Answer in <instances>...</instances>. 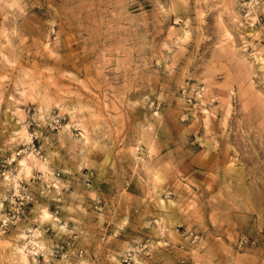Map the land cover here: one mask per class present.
I'll return each mask as SVG.
<instances>
[{
    "label": "rangeland",
    "instance_id": "1",
    "mask_svg": "<svg viewBox=\"0 0 264 264\" xmlns=\"http://www.w3.org/2000/svg\"><path fill=\"white\" fill-rule=\"evenodd\" d=\"M4 160L38 199L42 254L11 228L0 264H67L68 236L72 264L147 238L143 264H264V0H0Z\"/></svg>",
    "mask_w": 264,
    "mask_h": 264
},
{
    "label": "built area",
    "instance_id": "2",
    "mask_svg": "<svg viewBox=\"0 0 264 264\" xmlns=\"http://www.w3.org/2000/svg\"><path fill=\"white\" fill-rule=\"evenodd\" d=\"M11 161L4 160L0 162V176L3 180L10 182V189L2 194L0 208V233L6 232L11 228H21L24 238L22 240L21 248L24 252L32 255H41L42 250L37 241V229L36 224H25L28 215L38 203V199L35 194L29 190L28 185L18 178L12 177L11 168L8 166ZM42 172L37 171V176H32V179L39 180L42 176ZM54 176H59L56 172ZM36 178V179H35ZM51 183L46 182L45 187L50 188ZM54 186V185H53ZM65 223L60 225L64 227ZM165 232L168 231L164 228ZM175 233L180 240H185L189 246H196L203 238V234L193 230L190 227H175ZM76 236H68L62 242L53 246V253L60 257L67 264H72L75 259L81 258L85 249L76 246ZM103 240L104 238L101 237ZM154 244L159 245L161 241H153ZM253 243L247 236L241 234L238 238V247L247 246ZM151 240L139 239L135 240L129 246H127L120 255V262L122 264H143L142 259L148 257L152 249ZM163 245H168V242L162 241ZM162 246V245H160Z\"/></svg>",
    "mask_w": 264,
    "mask_h": 264
},
{
    "label": "crops",
    "instance_id": "3",
    "mask_svg": "<svg viewBox=\"0 0 264 264\" xmlns=\"http://www.w3.org/2000/svg\"><path fill=\"white\" fill-rule=\"evenodd\" d=\"M134 186L132 187L133 189L132 190H128V186L126 187L125 190H127L126 192L131 195L133 198L130 200V204H129V207L130 209L131 208H135L137 206V203L139 201V199H144V190L142 189V187L140 186L139 188V185L136 184H133ZM120 214H123L122 211H120ZM132 214V220H135L136 217H139V216H142V213L139 214H135V213H131ZM118 218H116L115 221H117Z\"/></svg>",
    "mask_w": 264,
    "mask_h": 264
},
{
    "label": "clouds",
    "instance_id": "4",
    "mask_svg": "<svg viewBox=\"0 0 264 264\" xmlns=\"http://www.w3.org/2000/svg\"><path fill=\"white\" fill-rule=\"evenodd\" d=\"M149 155H151L150 153H149ZM65 185H61V187H64ZM92 198H93V200H95L96 199V197H95V195L94 194H92ZM76 209H74V208H69L68 209V211L69 212H72V211H75ZM81 211H82V209H81ZM45 217L46 218H51V219H55V217H48V214H47V210L45 209ZM69 219H71V217H69ZM63 230L64 231H67L68 230V228H67V224L65 223V225H64V227H63Z\"/></svg>",
    "mask_w": 264,
    "mask_h": 264
},
{
    "label": "bare ground",
    "instance_id": "5",
    "mask_svg": "<svg viewBox=\"0 0 264 264\" xmlns=\"http://www.w3.org/2000/svg\"><path fill=\"white\" fill-rule=\"evenodd\" d=\"M22 251H23V249H22ZM191 251V250H190Z\"/></svg>",
    "mask_w": 264,
    "mask_h": 264
}]
</instances>
